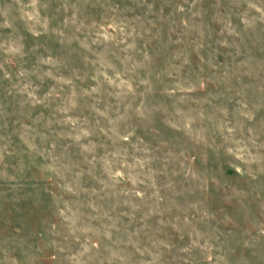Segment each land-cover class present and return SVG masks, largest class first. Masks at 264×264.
<instances>
[{"label":"rangeland","instance_id":"374dc122","mask_svg":"<svg viewBox=\"0 0 264 264\" xmlns=\"http://www.w3.org/2000/svg\"><path fill=\"white\" fill-rule=\"evenodd\" d=\"M0 264H264V0H0Z\"/></svg>","mask_w":264,"mask_h":264}]
</instances>
